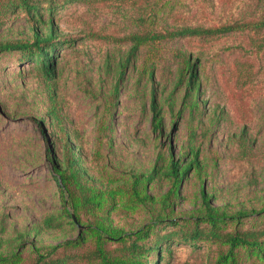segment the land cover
Returning <instances> with one entry per match:
<instances>
[{
	"label": "rangeland",
	"instance_id": "374dc122",
	"mask_svg": "<svg viewBox=\"0 0 264 264\" xmlns=\"http://www.w3.org/2000/svg\"><path fill=\"white\" fill-rule=\"evenodd\" d=\"M57 1L52 17H43L51 18L58 44L51 81L33 68L34 63L18 62L20 54H0V213L9 215V227L37 223L61 206L45 160L47 143L41 125L58 156L62 146L57 135L59 127H64L80 167L98 182L148 173L154 165H162L158 154L165 157L169 149L177 158L191 146L198 148L203 172L200 178L189 172L181 183L179 212L197 205L201 186L212 194L215 205L225 204L230 210L258 207L257 200L264 198V56L249 46L258 37L233 34L212 41H161L155 50L142 48L118 81V61L128 46L118 37L134 29L137 0ZM160 1L159 19L186 24L214 23L218 7L253 2ZM26 35L22 17L6 20L0 27L1 40ZM187 59L199 73L201 114H189L181 104L185 88L176 87ZM150 67H154L152 80ZM237 67L243 74L252 73L253 81L240 87L243 78ZM153 96L161 108L160 132L152 130ZM52 107L62 118L59 127L49 124ZM241 131L250 143L245 158L239 157L232 142ZM168 187L165 179L157 180L150 192L158 195ZM142 219L143 213H126L119 206L108 214L112 225L126 230ZM37 238L44 244L58 241L47 234ZM215 251L213 244L196 250L188 244H171L163 264H208ZM240 258V264H264L246 252Z\"/></svg>",
	"mask_w": 264,
	"mask_h": 264
},
{
	"label": "trees",
	"instance_id": "16d2710c",
	"mask_svg": "<svg viewBox=\"0 0 264 264\" xmlns=\"http://www.w3.org/2000/svg\"><path fill=\"white\" fill-rule=\"evenodd\" d=\"M74 1L78 0L61 2ZM135 2L134 29L118 37V42L128 44L124 58L118 61V81L142 48L155 50L161 41L189 38L212 41L233 34L253 35L258 38L249 45L252 52L264 56V0L220 6L216 10L218 20L209 24L175 20L166 23L165 17H158V10L163 7L160 0ZM58 3L57 0H0V27L11 18L22 17L27 23L25 37L0 39V54H20L18 62L37 65L33 68L46 81L55 76L54 51L58 44L54 42L56 31L51 18L43 17H52ZM184 63L176 83V87L185 88L181 104L188 108L190 115L201 114L199 73L192 68L189 59ZM153 69L149 70L151 80ZM236 70L243 78L240 87L253 81L252 73L243 74L239 67ZM53 108L48 121L59 127L62 118ZM150 111L152 130L160 132L161 108L154 96ZM59 131L60 156L52 150L46 129L41 125L42 138L47 143L45 160L56 183L61 206L56 212L44 214L37 223L22 228H10L9 215L0 213V264H163L171 244H188L193 250L213 244L216 251L208 264H240L242 252L264 262V198L257 200L258 207L248 205L230 210L225 204L215 205L212 194L201 186L196 195L197 205L185 212L177 210L183 180L189 172L199 178L203 172L198 148L191 146L177 158L169 149L165 157L158 154L157 161L161 160L162 165H154L148 173L108 177L105 182H98L80 167L69 133L62 126ZM233 138L239 157L245 158L250 149L246 132L234 134ZM162 179L168 181V189L152 194L151 184ZM118 206L126 213H143L141 223L130 230L112 225L108 214ZM72 230L76 231L75 236H68ZM41 234L51 235L58 241L40 243L37 237Z\"/></svg>",
	"mask_w": 264,
	"mask_h": 264
}]
</instances>
